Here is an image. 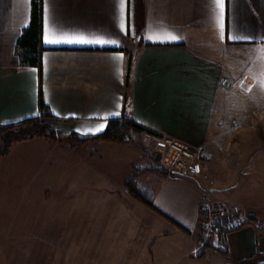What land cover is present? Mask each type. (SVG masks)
Segmentation results:
<instances>
[{
    "label": "crops",
    "instance_id": "1",
    "mask_svg": "<svg viewBox=\"0 0 264 264\" xmlns=\"http://www.w3.org/2000/svg\"><path fill=\"white\" fill-rule=\"evenodd\" d=\"M31 7L32 0H0V128L38 117L41 87L63 132L95 135L109 120L132 121L154 133L138 138L172 136L196 147L203 163L197 179L140 174L146 183L138 185L151 195L153 209L126 185L138 167H148L136 162L141 148L105 145L111 155L100 157L104 165L91 152H73L70 224L60 212L50 219L46 208L12 214L38 226L41 241L56 232V247L74 238L87 246L85 255L77 251V261H60L57 254L54 264H264V111L239 112L224 97L241 82L261 84L264 101V0H225L223 30L216 0H43L41 82L38 68L22 66L16 53ZM46 30L116 43L48 44ZM241 57L248 70L238 78L228 62ZM101 124L103 130L94 131ZM29 157L41 183L24 187L23 200L53 185L66 190L57 175L41 176L47 158L40 152ZM203 195L252 215V223L225 236L226 251L205 250L201 258ZM35 214L38 223L31 222Z\"/></svg>",
    "mask_w": 264,
    "mask_h": 264
},
{
    "label": "rangeland",
    "instance_id": "2",
    "mask_svg": "<svg viewBox=\"0 0 264 264\" xmlns=\"http://www.w3.org/2000/svg\"><path fill=\"white\" fill-rule=\"evenodd\" d=\"M245 61L246 58L243 57L240 58V62L235 59H229L228 68L230 74L237 75L239 76L238 78H240V76L248 70V64L245 63ZM262 91L263 86L261 84H257L255 87H248V84L238 82L234 85V87L226 92L224 97L232 100L235 110L239 112L245 111V109H254L256 113H259L264 111ZM247 102L249 103L247 104ZM58 122L54 124V128L57 131L55 139L47 136H37L31 139L15 140L12 141L8 147L7 153L0 156V229L5 230L0 231V264H54L57 254L60 256V261L66 262V259H69L70 257H75V260L77 261L78 256L80 255L77 251L80 250L82 256L85 255L87 251V246L83 245L81 242L78 243L76 238L63 239L64 241L60 243V246L56 247V244L58 243L57 239L54 238V236L58 234L56 232H49V234H52V237H43V240L41 241L40 233L37 230L38 226H33V224L31 226V223L25 225L27 222L20 223L18 222V219L12 215L17 212L22 213V211H31V213H33L35 210L38 211L40 208L41 210L42 208H46L48 209L50 219L55 220L56 216L54 213L60 212V215L64 217L63 224H70L71 215L66 212L72 209L73 203V185L71 183L73 152L76 153L79 151L82 155L89 154L91 152L93 153L92 155L97 158L96 160L93 159V161H96L97 163L100 162L101 165H104L103 162L105 160L102 161L100 157L104 156L107 158L111 155L110 153L109 156H107L106 148L104 146L110 145L111 143H118L97 138L82 142H75L73 138H70V135L79 136V134H71L72 132L70 133V131L67 130L66 132H63V130L56 127ZM6 131L7 132L0 136V151H3L6 147L7 141L14 137L13 132H9V130ZM158 137H155L151 140V142H148L144 140L143 137L138 138L137 134H135L134 140L131 142V146H137L143 150L142 154L144 156L142 158L139 156L138 159H136L139 166L147 163L148 167L151 165V168L153 169H155L154 167H157V169H149V171L161 175L158 167H165L168 171L169 169L159 160L161 149L157 144ZM131 146H129L128 149H131ZM39 152L43 157L47 158L46 165L48 166L44 170V174H41V176H44V178L48 180V178L53 179L54 176L57 175L60 181L64 182V189L66 190H62V187L59 185L56 190V186L53 185V190L49 192H40L39 194L36 192H27L28 194L26 197L24 196L23 200V193L21 191L24 187V189H26L29 185H31V187L35 188L36 186L32 184L33 182L35 183L36 181H40L41 183L40 178L38 175L36 176L35 173L38 169L32 168V166L36 163L34 162L35 159L29 157L32 153L39 155ZM48 162H51L52 166H50V163ZM53 165L56 167H53ZM149 171H135L133 173L134 181L143 184L144 182L146 183L145 175L140 178L139 176L140 174L147 173ZM27 175L30 179H32V181H28L29 178ZM176 175L181 176L177 173ZM34 176L37 178L33 180ZM200 177L201 175L197 178ZM14 182H16V184L10 188V185ZM24 193H26V191H24ZM62 195L64 198H59L62 197ZM226 203L230 204L229 202ZM62 212H65L64 215ZM66 214H69L70 216H67ZM13 218H15V223H13L14 227L10 229L11 224L9 222H11V220L13 221ZM20 219H22V217H20ZM36 220L38 221L36 222ZM31 222L38 223L39 217L36 214L32 215ZM19 224H24L25 226L21 228L18 226ZM67 232L68 231H64L62 235H72V232ZM73 234L74 237L79 235V233L75 232H73ZM220 248L225 251L227 250L225 245H222ZM220 248L212 246L209 250L220 251ZM203 254L201 255V258Z\"/></svg>",
    "mask_w": 264,
    "mask_h": 264
},
{
    "label": "trees",
    "instance_id": "3",
    "mask_svg": "<svg viewBox=\"0 0 264 264\" xmlns=\"http://www.w3.org/2000/svg\"><path fill=\"white\" fill-rule=\"evenodd\" d=\"M42 9L43 0H32L31 7V22L27 29L23 31L17 40V56L19 58L20 64L22 66H34L38 68L40 75V82L42 81V46H41V30H42ZM39 109L40 115L36 118L27 119L17 125H10L0 128V136L7 132H13L14 137L7 141L6 147L3 151H0V156L4 155L8 151V147L15 140L21 139H31L37 136H47L52 139L56 138L57 131L54 128V124L58 122V118L53 115L49 110L47 105L43 102L42 98V88L39 90ZM148 132L144 127L136 124L132 121H125L120 119H112L108 121L106 129L95 135L87 136H74L70 135L75 142L87 141L89 139H104L108 141L118 142V143H131L134 140L135 134L141 132ZM74 143V142H73ZM149 167L137 168L136 170H149L153 169ZM157 169V167H154ZM153 169V170H155ZM162 176H176V173L168 171L165 167H158ZM135 170V171H136ZM126 185L129 192L138 199L143 200L148 206L154 209V205L147 190L142 189L138 182L134 181V177L131 176L126 181ZM246 223H252V215L246 218ZM237 230V229H235ZM226 232H221L220 236L223 239V245L225 244ZM213 245L209 243H204L201 255L205 250H209ZM223 250L222 248H220ZM225 251V250H223Z\"/></svg>",
    "mask_w": 264,
    "mask_h": 264
},
{
    "label": "built area",
    "instance_id": "4",
    "mask_svg": "<svg viewBox=\"0 0 264 264\" xmlns=\"http://www.w3.org/2000/svg\"><path fill=\"white\" fill-rule=\"evenodd\" d=\"M157 144L161 149L159 160L170 171L192 179L203 174V163L196 147L167 135L158 137ZM199 210L201 243H209L219 248L223 245L221 232L224 231L227 235L246 223L242 213L228 207L224 202L213 201L206 195L200 200Z\"/></svg>",
    "mask_w": 264,
    "mask_h": 264
},
{
    "label": "snow or ice",
    "instance_id": "5",
    "mask_svg": "<svg viewBox=\"0 0 264 264\" xmlns=\"http://www.w3.org/2000/svg\"><path fill=\"white\" fill-rule=\"evenodd\" d=\"M218 6L221 9V28L223 30L224 24H223V9H224V2L225 0H216ZM121 28H124V25L121 24ZM152 37H149V39H151ZM223 38V37H222ZM170 40H176L177 37L175 36H170L169 37ZM45 43L48 44H61V43H80V44H87V43H93V44H106V43H113L115 44L116 41H102V40H87L84 38H66V37H62V36H56L55 34L49 32L46 30L45 33ZM118 115V113H117ZM104 128V125L101 124L99 125L94 131L99 132L102 131ZM92 131V130H90Z\"/></svg>",
    "mask_w": 264,
    "mask_h": 264
},
{
    "label": "water",
    "instance_id": "6",
    "mask_svg": "<svg viewBox=\"0 0 264 264\" xmlns=\"http://www.w3.org/2000/svg\"><path fill=\"white\" fill-rule=\"evenodd\" d=\"M174 173H176V172H174Z\"/></svg>",
    "mask_w": 264,
    "mask_h": 264
}]
</instances>
